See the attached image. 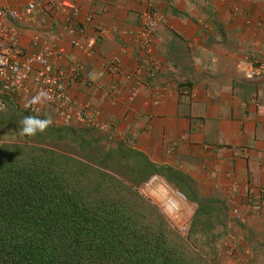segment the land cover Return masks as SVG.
I'll return each instance as SVG.
<instances>
[{
  "label": "crops",
  "instance_id": "obj_1",
  "mask_svg": "<svg viewBox=\"0 0 264 264\" xmlns=\"http://www.w3.org/2000/svg\"><path fill=\"white\" fill-rule=\"evenodd\" d=\"M75 1L74 33L64 14L48 26L14 22L22 47L29 51L39 35L59 44L66 62L83 65L70 94L111 126L109 134L93 131L98 142L138 154L178 190L245 217L250 199L264 194V75L245 77L251 63L264 62V0H151L164 17L151 52L139 44L148 0ZM26 3L0 5L22 10ZM136 83L140 93L131 99ZM247 223L264 230V209Z\"/></svg>",
  "mask_w": 264,
  "mask_h": 264
},
{
  "label": "trees",
  "instance_id": "obj_2",
  "mask_svg": "<svg viewBox=\"0 0 264 264\" xmlns=\"http://www.w3.org/2000/svg\"><path fill=\"white\" fill-rule=\"evenodd\" d=\"M36 119L60 140L66 139L60 130L75 131ZM103 169L109 172L77 163L47 143L2 147L0 264H209L124 176ZM179 191L198 203L195 225L203 206Z\"/></svg>",
  "mask_w": 264,
  "mask_h": 264
},
{
  "label": "built area",
  "instance_id": "obj_3",
  "mask_svg": "<svg viewBox=\"0 0 264 264\" xmlns=\"http://www.w3.org/2000/svg\"><path fill=\"white\" fill-rule=\"evenodd\" d=\"M3 1L0 0V4ZM57 14H64L68 22L73 24V27L67 28L70 33L78 30L75 21L79 7L75 0H27L22 10L3 8L0 5V113L12 105L24 108L35 118L51 117L52 121L60 125H86L109 134L111 126L98 123V112L93 111L89 105L78 106L70 94L71 86L85 72L83 65L75 61L66 62L67 56L62 47L39 35L31 38L29 51L22 47L21 32L14 26V22L41 20L48 26ZM163 19V15L155 9L154 2L146 1L139 14V44L146 52L152 51ZM71 45L85 50L87 54L92 53L94 48L92 44L82 45L77 40H72ZM113 71L117 69L113 67ZM86 75V78H91V73ZM262 75L264 62L251 63L245 70L248 80ZM131 93V99L138 97L139 83L132 87ZM182 94L190 95V89L184 88ZM263 207L264 196L261 194L249 203L242 221H246L250 215L258 214Z\"/></svg>",
  "mask_w": 264,
  "mask_h": 264
},
{
  "label": "rangeland",
  "instance_id": "obj_4",
  "mask_svg": "<svg viewBox=\"0 0 264 264\" xmlns=\"http://www.w3.org/2000/svg\"><path fill=\"white\" fill-rule=\"evenodd\" d=\"M44 119L48 121L47 123H54L52 126H61L52 121L51 117ZM73 128L75 131L60 130L59 135L66 136L65 140H60L57 132H52L53 129H49L42 120L34 118L24 108L9 105L4 112L0 113V149L18 145L46 146L47 143L54 151L95 170L109 172L103 169V167H109L114 173L124 176L137 192L143 184L138 181L147 177L145 181L147 182L156 176L155 168L151 165L149 167L145 160L137 161L135 155L124 149L116 152L105 139L98 142V136L93 134L95 129L86 125ZM108 153L112 154L110 160H107L105 156ZM139 162L143 164L137 165ZM112 171L110 173L114 174ZM167 183L173 185L170 182ZM185 198L187 199L186 196ZM196 199L201 202L204 212L198 216V222L195 225H192L195 214L191 217V212L186 214L188 222L185 218L184 221L173 223L158 207L152 202L151 204L163 214L170 228L188 238L195 251L209 264H264V230H261L259 224L249 225L247 221L241 222L237 216L232 215L230 208L222 201L220 203L216 200L203 199V197ZM187 201L194 206L196 213L198 203Z\"/></svg>",
  "mask_w": 264,
  "mask_h": 264
},
{
  "label": "water",
  "instance_id": "obj_5",
  "mask_svg": "<svg viewBox=\"0 0 264 264\" xmlns=\"http://www.w3.org/2000/svg\"><path fill=\"white\" fill-rule=\"evenodd\" d=\"M138 192L158 207L165 217L173 223L184 220L187 212H191V217L195 214L194 206L187 201L185 196L158 176H154L143 183Z\"/></svg>",
  "mask_w": 264,
  "mask_h": 264
},
{
  "label": "clouds",
  "instance_id": "obj_6",
  "mask_svg": "<svg viewBox=\"0 0 264 264\" xmlns=\"http://www.w3.org/2000/svg\"><path fill=\"white\" fill-rule=\"evenodd\" d=\"M8 106H9V105H8ZM11 106H12V105H11ZM12 107H14V106H12ZM3 112H4V111H3ZM261 194L264 195L263 193H261ZM261 194H260V195H261ZM260 195H259V196H260ZM259 196H257V197H252V198L250 199V202L256 200L257 198H259ZM263 209H264V207H263ZM263 209H262V210H263ZM262 210H261V211H262ZM261 211H260V212H261ZM231 212L233 213V209L231 210ZM260 212H259V213H260ZM255 215H256V214H255ZM245 216H246V215H245ZM252 216H253V215H252ZM235 217H236V215H235ZM247 218H248V217H247ZM239 219L241 220V222H244V221H242V218H239ZM246 221H247V220H246Z\"/></svg>",
  "mask_w": 264,
  "mask_h": 264
}]
</instances>
